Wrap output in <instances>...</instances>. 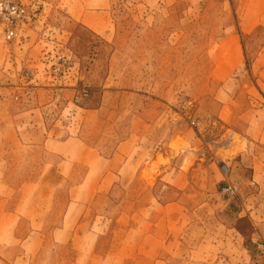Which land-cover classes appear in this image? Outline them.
Listing matches in <instances>:
<instances>
[{"label": "rangeland", "instance_id": "1", "mask_svg": "<svg viewBox=\"0 0 264 264\" xmlns=\"http://www.w3.org/2000/svg\"><path fill=\"white\" fill-rule=\"evenodd\" d=\"M11 1L24 7L27 18L9 42L0 21V101L6 110L18 102L21 84L59 90L78 86L83 92L88 82L96 88L131 87L138 92L139 96L110 93L112 110L139 112L147 105L165 104L169 127L178 123L184 133L194 131L197 136L193 150L183 138L178 142L184 143V150L204 155V160L195 165L194 174L187 173L184 184H190L183 191L165 188L167 182L153 175L148 193L140 185L137 191L121 193V202L145 200L146 194L152 201L181 200L187 206L179 226L185 264L192 248L197 264L261 261L254 241L264 242V179L254 180L253 162L240 161V153L264 160L263 146L256 141L261 127L257 133L249 124L264 107V0ZM84 11L90 12L88 19L99 25L97 29L77 18ZM79 97L80 93L68 101L78 104ZM63 100L55 97L57 104ZM110 117L111 112L104 121ZM258 118L261 125L264 114ZM90 126L93 132L110 133L109 123L95 121ZM233 160L240 164L229 177L224 168ZM159 164L172 166L162 158ZM190 166L188 162L185 168ZM231 185L238 188L232 198L224 194ZM67 199L66 193L59 194L56 216L46 232L59 225ZM149 211H132L137 234L132 233L131 245L137 239L138 246L153 230ZM123 212L127 215L131 209L127 206ZM99 227L102 230L96 231L111 232L110 222ZM29 228L27 222L8 221L0 231V247L15 253ZM107 235L101 241L103 253L119 245L116 236ZM122 259L126 258L108 264ZM80 260L101 262L93 255Z\"/></svg>", "mask_w": 264, "mask_h": 264}, {"label": "crops", "instance_id": "2", "mask_svg": "<svg viewBox=\"0 0 264 264\" xmlns=\"http://www.w3.org/2000/svg\"><path fill=\"white\" fill-rule=\"evenodd\" d=\"M89 16L88 11L77 13L83 24L97 29L99 25L89 21ZM86 85L89 88L84 98L78 86L59 90L21 84L17 88L18 102L9 110L0 101V231L15 219L30 226L15 253L0 247V264H108L120 256L126 259L118 264H185L180 258L184 232L179 226L187 206L177 199L152 201L147 198L149 194L144 196L145 200L128 198L125 205L120 196L137 191L140 185L148 193V180L153 175L160 177L162 183L167 182L165 188H187L190 183L184 184V178L187 179V173L194 174L195 165L204 160V155L184 150V143L178 139L183 138L193 150L197 144L195 132L184 133L178 123L169 127L165 104L147 105L139 112L130 108L112 110L107 96H139L131 87L113 91L88 82ZM79 93L78 104L68 101ZM55 97L65 98L64 103L57 104ZM110 112L111 117L105 122ZM263 114L264 107L257 111L258 117ZM258 117L249 124L257 133L258 126L261 127L256 141L264 149V121L260 125ZM95 121L109 123L110 133L102 129L93 132L90 123ZM240 155V161L253 162L254 180L257 176L264 179V160L256 156L252 159L248 153ZM160 158L169 160L172 166L159 164ZM188 162L191 166L185 168ZM234 162L224 168L229 177L240 164ZM224 170L219 173L222 177ZM60 193L67 194V203L59 225L48 233L45 229L56 216ZM127 206L131 212L126 215L123 208ZM91 210L92 216L88 215ZM139 210H151L149 221L153 230L137 246V239L132 245L130 239L132 233L137 234L132 211ZM108 222V235L96 231ZM105 235L116 236L119 245L103 253L101 241ZM190 253L187 264H197V252L192 248ZM91 255L99 256L101 262L80 263L81 258ZM46 259L48 262H44Z\"/></svg>", "mask_w": 264, "mask_h": 264}, {"label": "built area", "instance_id": "3", "mask_svg": "<svg viewBox=\"0 0 264 264\" xmlns=\"http://www.w3.org/2000/svg\"><path fill=\"white\" fill-rule=\"evenodd\" d=\"M27 18L26 10L21 5L11 0H0V21L4 25V37L6 41H12L17 37V30L21 23ZM67 61H65L66 64ZM88 88H85L82 92V97L87 96ZM80 97L76 98V102H79ZM238 193V188L234 185L228 186L224 189V194L228 197H235ZM257 250L262 255V260L257 264H264V242H255Z\"/></svg>", "mask_w": 264, "mask_h": 264}]
</instances>
